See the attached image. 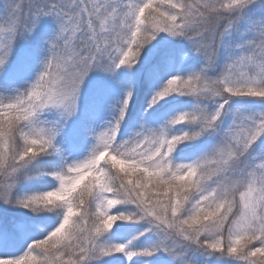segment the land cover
Returning <instances> with one entry per match:
<instances>
[{
	"label": "snow or ice",
	"instance_id": "6c2138e0",
	"mask_svg": "<svg viewBox=\"0 0 264 264\" xmlns=\"http://www.w3.org/2000/svg\"><path fill=\"white\" fill-rule=\"evenodd\" d=\"M0 264H264V0H0Z\"/></svg>",
	"mask_w": 264,
	"mask_h": 264
}]
</instances>
